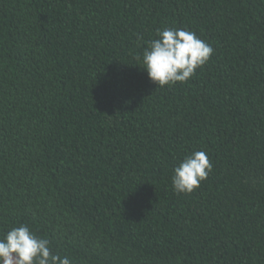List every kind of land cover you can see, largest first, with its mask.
I'll return each instance as SVG.
<instances>
[{"label": "trees", "instance_id": "16d2710c", "mask_svg": "<svg viewBox=\"0 0 264 264\" xmlns=\"http://www.w3.org/2000/svg\"><path fill=\"white\" fill-rule=\"evenodd\" d=\"M164 27L214 48L186 83L137 59ZM21 224L73 264H264V0H0V238Z\"/></svg>", "mask_w": 264, "mask_h": 264}, {"label": "clouds", "instance_id": "9594fccd", "mask_svg": "<svg viewBox=\"0 0 264 264\" xmlns=\"http://www.w3.org/2000/svg\"><path fill=\"white\" fill-rule=\"evenodd\" d=\"M143 38L137 34V41ZM214 48L187 28L164 27L147 42L137 59L148 77L158 86L186 83L212 57ZM213 165L202 150L186 155L173 168L171 184L178 194L199 188ZM0 264H73L68 256L53 253L50 241L37 236L27 224L13 227L0 238Z\"/></svg>", "mask_w": 264, "mask_h": 264}]
</instances>
